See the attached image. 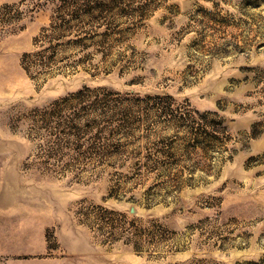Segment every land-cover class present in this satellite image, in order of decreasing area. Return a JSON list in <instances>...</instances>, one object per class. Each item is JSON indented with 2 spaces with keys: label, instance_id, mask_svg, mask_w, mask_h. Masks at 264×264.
<instances>
[{
  "label": "rangeland",
  "instance_id": "1",
  "mask_svg": "<svg viewBox=\"0 0 264 264\" xmlns=\"http://www.w3.org/2000/svg\"><path fill=\"white\" fill-rule=\"evenodd\" d=\"M0 264H264V0H0Z\"/></svg>",
  "mask_w": 264,
  "mask_h": 264
}]
</instances>
